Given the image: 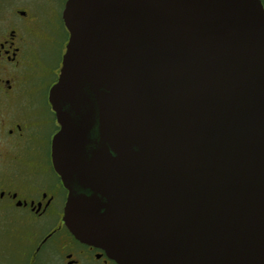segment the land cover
Returning <instances> with one entry per match:
<instances>
[{
  "label": "water",
  "instance_id": "water-1",
  "mask_svg": "<svg viewBox=\"0 0 264 264\" xmlns=\"http://www.w3.org/2000/svg\"><path fill=\"white\" fill-rule=\"evenodd\" d=\"M49 90L63 220L119 264H264V8L67 0Z\"/></svg>",
  "mask_w": 264,
  "mask_h": 264
},
{
  "label": "flooded vegetation",
  "instance_id": "flooded-vegetation-1",
  "mask_svg": "<svg viewBox=\"0 0 264 264\" xmlns=\"http://www.w3.org/2000/svg\"><path fill=\"white\" fill-rule=\"evenodd\" d=\"M66 1H0V264H119L63 220L67 190L51 159L60 126L48 96L69 37Z\"/></svg>",
  "mask_w": 264,
  "mask_h": 264
},
{
  "label": "rangeland",
  "instance_id": "rangeland-1",
  "mask_svg": "<svg viewBox=\"0 0 264 264\" xmlns=\"http://www.w3.org/2000/svg\"><path fill=\"white\" fill-rule=\"evenodd\" d=\"M1 1V0H0ZM4 7H5V9H6V5H4ZM3 11H4V8L2 9V11H1V6H0V15L3 13Z\"/></svg>",
  "mask_w": 264,
  "mask_h": 264
}]
</instances>
